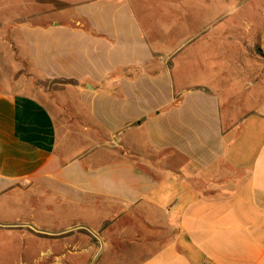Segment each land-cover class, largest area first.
I'll return each mask as SVG.
<instances>
[{
    "label": "crops",
    "instance_id": "1",
    "mask_svg": "<svg viewBox=\"0 0 264 264\" xmlns=\"http://www.w3.org/2000/svg\"><path fill=\"white\" fill-rule=\"evenodd\" d=\"M0 2L17 264H264V0Z\"/></svg>",
    "mask_w": 264,
    "mask_h": 264
},
{
    "label": "rangeland",
    "instance_id": "2",
    "mask_svg": "<svg viewBox=\"0 0 264 264\" xmlns=\"http://www.w3.org/2000/svg\"><path fill=\"white\" fill-rule=\"evenodd\" d=\"M21 12L26 13L29 11L28 10L22 11V9L20 8V3L0 2V22H2V18L7 16L6 13L8 15L9 14L17 15ZM21 20H23V19H21ZM21 22H23V21H21ZM239 33L241 34L242 32L241 31L238 32L236 30V33L234 35L235 36V45H244L245 41L241 40V35ZM258 58L261 59V64H259L257 66V68H255V67L250 68L251 72L247 73L249 76H251V75L255 76L257 74H260V72L262 73V68H264V57L261 56ZM248 59H250V58H248ZM248 63L251 64V62H249V60H248ZM229 74L232 75L229 78V80L231 83L234 84V87L237 90L238 89L237 87H239L241 85L240 82L242 81V79L235 80V78L237 77V75L239 73L236 74L235 72H230ZM263 81H264V79L261 80V83H263ZM260 90L264 91V85H262V88ZM232 91H234V90H232ZM243 95L244 94L242 93V90L238 89V97L239 98H240V96L243 97ZM244 98H245V95H244ZM11 196H14V195H12V194L8 195V199ZM13 201H17V202H15V205H17V203H19L18 200H13ZM15 208L19 209V207H16V206H15ZM20 208L22 209V211L24 210V208L22 206ZM12 211H15V210H12ZM15 215H17V214H15ZM6 220H7L6 218L4 220L0 217V264H17L18 261L20 260L19 257L23 254V252L25 251L24 249L26 247H30L31 249H29V250L31 251L36 242L37 243H43V242L48 240L47 237L42 236V235H46V234H44L43 230H41V229H44L45 227H34V226L32 228H30L32 231H30L28 234H26L27 236H24L22 239H20L19 237H16V236L9 238L8 237L9 231L4 230V225H3L4 223H6ZM28 251H26V252H28ZM26 252H24V253H26ZM44 264H54V261L49 259L47 261V263H44Z\"/></svg>",
    "mask_w": 264,
    "mask_h": 264
}]
</instances>
